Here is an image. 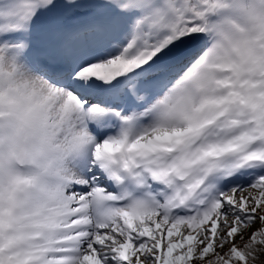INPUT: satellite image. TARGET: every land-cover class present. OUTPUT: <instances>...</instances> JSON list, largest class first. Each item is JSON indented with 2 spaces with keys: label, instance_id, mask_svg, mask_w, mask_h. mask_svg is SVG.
Returning <instances> with one entry per match:
<instances>
[{
  "label": "snow or ice",
  "instance_id": "6c2138e0",
  "mask_svg": "<svg viewBox=\"0 0 264 264\" xmlns=\"http://www.w3.org/2000/svg\"><path fill=\"white\" fill-rule=\"evenodd\" d=\"M0 264H264V0H0Z\"/></svg>",
  "mask_w": 264,
  "mask_h": 264
}]
</instances>
